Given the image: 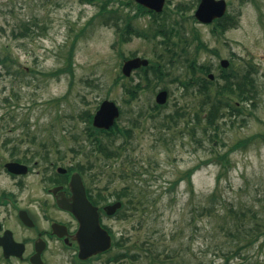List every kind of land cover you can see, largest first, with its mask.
I'll return each instance as SVG.
<instances>
[{"label":"rangeland","instance_id":"1","mask_svg":"<svg viewBox=\"0 0 264 264\" xmlns=\"http://www.w3.org/2000/svg\"><path fill=\"white\" fill-rule=\"evenodd\" d=\"M100 1L0 0V130H47L46 145L51 146L52 155L56 154L55 147H60L62 163H93L92 172L97 173L94 187L103 190L107 201L115 200L114 191L125 185H131L132 194L144 201V207L129 210L131 216L105 215V225L135 255L107 263L106 259L118 250L115 247L86 264H160L168 260H173L172 264H201L210 259L223 262L213 249L225 240V222L235 220L230 209L244 213L241 221L255 223L251 217L255 213L256 221L264 223V0H226L227 12L238 19L223 35L213 33L212 24H201L189 17L196 0H170L171 10L163 14L164 21L168 29L173 26L177 33L168 34L166 45L159 34L152 36L155 25L142 14L133 17L132 24L147 35H132L119 48L113 46L117 37L113 20L102 24L99 16L95 17ZM114 6L120 29L134 10L118 2ZM25 22L29 25L26 34L13 35L24 31ZM199 38L207 48L198 44ZM72 41V74L58 73L69 65ZM165 47L176 51L172 63L166 64L168 74L163 80L153 79L137 98L130 99L123 79L117 80L122 56L135 54L152 62H169L170 50ZM222 58L231 62L227 69L251 67L257 97L255 104L249 102L247 111L234 122L228 117L221 119L219 141L212 142L204 135L205 121L196 123V115L204 114V92L194 86L186 90L178 78L183 80L192 74L189 61L195 59L209 64L217 83H222ZM132 76L133 82L140 79L138 73ZM164 86L168 92L166 106L153 109L155 94ZM5 97L9 103L4 102ZM105 98L118 104L122 109L118 123L131 130L127 151L123 152L126 155L105 158L92 150L87 159L85 150L95 149L96 141L94 134L88 133L86 112H94ZM177 110L181 113L175 122L161 124L166 113ZM191 126L196 131L192 132ZM99 136L105 143V136ZM250 136L254 138L244 147L228 154L226 169L213 159L215 152L222 154L236 141ZM122 139L116 136L112 145L107 142L117 149ZM73 147L82 152L74 153ZM127 156L133 165L122 164ZM120 167L128 170V177L118 175ZM188 168H194L191 184L185 176ZM175 180L177 183L172 185ZM213 191L215 199L206 204ZM205 204L214 206V210L208 213ZM145 239L154 241L152 252L142 248ZM53 250L48 264H74L70 259L72 250L66 254ZM228 264H264L262 236L239 249Z\"/></svg>","mask_w":264,"mask_h":264},{"label":"flooded vegetation","instance_id":"2","mask_svg":"<svg viewBox=\"0 0 264 264\" xmlns=\"http://www.w3.org/2000/svg\"><path fill=\"white\" fill-rule=\"evenodd\" d=\"M46 132L0 130V264H48L54 248L65 254L72 250L74 264L91 261V257L77 261L79 220L59 205L73 202V172L81 175L86 196L98 207L105 227V195L94 187L97 177L77 170L75 162L62 163L60 147L52 155ZM10 163L20 166L9 167Z\"/></svg>","mask_w":264,"mask_h":264},{"label":"trees","instance_id":"3","mask_svg":"<svg viewBox=\"0 0 264 264\" xmlns=\"http://www.w3.org/2000/svg\"><path fill=\"white\" fill-rule=\"evenodd\" d=\"M114 2L115 0H106L105 2H102L99 5L98 12L96 13V16L100 17V22L102 24H108L112 20V14H115L117 19V11L118 9L114 8L113 4L111 3V6L108 7V3ZM121 1V0H120ZM131 1H121L122 4L127 5ZM107 7L109 9H107ZM137 10L139 13H145L144 8L140 5H136ZM105 11L107 12L105 15ZM136 14V13H135ZM134 14V15H135ZM133 15V16H134ZM119 17V16H118ZM131 17H127L125 20V23L123 24V27L120 29V41H127L130 37V35L134 32L135 35H145L144 33L140 34L137 30L134 31L131 25L130 21ZM116 21V20H114ZM117 22V21H116ZM116 22H114L116 24ZM237 23V17L225 13L220 18L216 19L215 26L212 29L213 32H219L220 34H223L224 31L230 27H234ZM174 28H171V31H173ZM157 34H161L164 38L169 39L168 35H166L165 30H157ZM155 33V34H156ZM199 41V39H198ZM201 42V41H200ZM207 48V46L205 45ZM74 49V41L71 45L70 52H69V65L66 68H60L59 72L61 71H68L72 74V54ZM165 50H170V56H169V62L164 61L158 62L157 64L155 62L151 63V65H148L147 67H142L139 71V76H141L140 81L144 80L146 84L145 87L150 86L153 79L156 80H163L164 77L168 74V66L166 64L172 63L170 60L173 58L176 51H173L169 48H165ZM160 58H163V55H158ZM190 62V68L192 69V74L199 71L200 73H207L210 70V66L207 64H200L197 63L195 59H192ZM252 70L251 67L245 66V68L234 70L233 68L223 69L220 73V78L222 79V83H217V81H210L207 80L203 81L202 79H198L196 81V84L191 81L192 76L181 80L178 79V82L181 84L183 88L192 89L190 87L197 86L199 90L204 92V98L203 103L206 104L205 106H201V110L204 111V114L200 116L199 114L196 115V119L198 120L196 123H200V120L203 119L205 121L203 130L204 135H206V138L208 141H219V121L221 119H225L228 117L231 122H234L237 116L243 115L244 111L247 109L246 105L249 102H252V104H255V100L257 97V85L255 83L254 77L252 76ZM123 79V87L124 91L127 95H129L130 99H135L138 97V93L144 86H142L141 82H133V77L125 78L121 75L118 76L117 80ZM126 80L128 82H126ZM212 83V85H211ZM161 106L154 104L152 106L153 109L160 108ZM247 111V110H246ZM122 113V111H121ZM181 112L177 110L175 113L168 114L166 113L164 116V120L161 122L164 126H169L168 122L165 121H174L175 117L179 116ZM249 113V112H248ZM151 114V113H150ZM87 120L88 122L91 120V113L86 112ZM150 116H154L151 114ZM244 120V118H242ZM92 127V126H90ZM90 130H101L97 128H90ZM110 130H114L112 133H105V144L102 142V140H98L97 142V150L105 155V158L109 157H118L120 155H126L123 152L127 151L128 148V139L126 141L121 140L119 142V146L117 149L112 148L110 145H112L113 141L116 140L117 134H123L126 137H129L131 134V130H128V128L120 126L118 122H115L114 125L110 128ZM191 131L194 132V127L191 126ZM254 138L253 136H250L246 139H240L236 141L232 146L228 147L227 150L224 151V153L219 154V152H215L213 158L215 161H218V163L221 165L223 169H226L227 167V156L228 154L238 148L244 147L245 144ZM164 139V138H163ZM110 141V145L108 142ZM108 141V142H107ZM123 144V145H122ZM214 145V144H213ZM214 150V148H212ZM129 163L132 164V160L129 156H127L123 161L122 164ZM133 169L135 168V165L132 166ZM82 169V168H81ZM119 176L121 178L128 177V170L123 169L120 167L118 169ZM137 173V175H140V172L134 169ZM194 168H188L185 172V176L188 180V183L191 184L190 176L193 173ZM131 171V170H130ZM183 177H181L182 179ZM220 173L216 177V182H219ZM180 179V178H179ZM178 180H175L172 185H175ZM133 188L131 185H125L122 189L118 190L116 189L114 191L116 200L122 201L121 208L117 211V216L121 217H127L131 216L133 213L129 212L136 211L140 209L141 207H144V201L140 196H136V194H132ZM216 191V190H215ZM215 191L212 192L210 197L206 200V204L209 203V201H213L215 199ZM107 199V196H105V200ZM204 206V209L208 213L214 210V206ZM228 212H231L230 214L235 217V220L233 222H225V225L223 226L224 236L225 240L222 243V245L217 246L215 251V255L219 256L223 259V262H217L214 259H210L209 261H203L201 264H228V261L230 257L234 256L235 253L238 252L239 249L242 247L245 248L248 243L255 242L259 237L262 236V239H264V223H258L256 221V215L255 213H252L251 217L255 220V223L253 221L245 220L241 221V217L244 216L243 212H239L237 210L230 209ZM112 236H113V247H118V250L115 251L113 254H111L107 259V263H111L113 261H119L120 259L127 258V257H133L135 254H131V247L125 246L124 241H119V239L114 235V233L110 230ZM230 237V238H229ZM128 240V238L123 239ZM228 242L230 243H236V245H228ZM154 244V241H150L145 239L144 242H142V248L144 251H150L152 252V245ZM173 260L168 261H162L160 264H172ZM174 263V261H173Z\"/></svg>","mask_w":264,"mask_h":264},{"label":"water","instance_id":"4","mask_svg":"<svg viewBox=\"0 0 264 264\" xmlns=\"http://www.w3.org/2000/svg\"><path fill=\"white\" fill-rule=\"evenodd\" d=\"M138 3L145 7L160 11L164 4V0H136ZM226 9L225 0H200L196 10L195 17L201 22H210L216 17L221 16ZM222 66H226L228 61L222 59L220 61ZM148 60L141 57H134L127 59L123 62L121 70L124 75L128 76L133 68H137L141 65H147ZM211 76V74H210ZM167 92L165 90L160 91L155 99L158 103H163L166 100ZM119 115L117 105L112 101L105 99L100 103L98 110L93 117V125L99 128H108L112 125L114 119ZM10 166H17L16 164H10ZM73 196L80 202L84 203L87 210L80 213V227L76 234V238L79 243L78 256L86 258L92 254L104 251L110 247L111 237L107 230L103 229L98 220V213L95 207L87 200L81 179L77 173L72 175L71 179ZM77 202V201H76ZM120 202H115L105 206V212L108 214L113 213L120 207ZM65 207L72 209L77 214V208L72 205H64Z\"/></svg>","mask_w":264,"mask_h":264}]
</instances>
